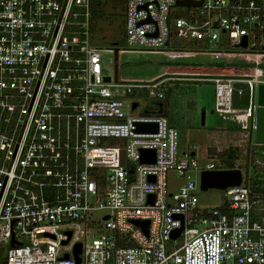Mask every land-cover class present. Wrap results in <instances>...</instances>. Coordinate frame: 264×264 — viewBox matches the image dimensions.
<instances>
[{"label": "built area", "instance_id": "2783aa9c", "mask_svg": "<svg viewBox=\"0 0 264 264\" xmlns=\"http://www.w3.org/2000/svg\"><path fill=\"white\" fill-rule=\"evenodd\" d=\"M177 1L125 0L121 48L99 45L91 0H0V264H264V194L242 178L222 205L199 206L200 172L227 167L206 153L198 165L194 145L179 157L177 128L159 109L176 79L211 81L217 113L235 110L237 82L256 97L264 0ZM218 40L228 48L209 50ZM115 49L245 56L252 71L123 79L103 65ZM169 170L185 177L174 189Z\"/></svg>", "mask_w": 264, "mask_h": 264}, {"label": "rangeland", "instance_id": "374dc122", "mask_svg": "<svg viewBox=\"0 0 264 264\" xmlns=\"http://www.w3.org/2000/svg\"><path fill=\"white\" fill-rule=\"evenodd\" d=\"M123 7L112 11L110 5H105L104 14L96 19L94 35L102 47H125ZM218 44H209V50L227 49L223 41ZM114 43V44H113ZM174 46L180 49H196V47H182L191 44L184 39L174 40ZM105 72L114 74V65L117 63V73L123 79H150L160 75L171 74L176 77H208L218 73H249L252 65L245 56L217 55V54H162L124 52L115 54L102 53ZM264 61V59H263ZM165 98L159 107L168 123L178 131L177 155L182 157V151H187L194 145L197 147L195 156L198 165H204L208 159L205 155L213 156L214 163L221 164L219 154L228 148L237 149L239 157L233 161V167L241 169L243 179L246 171V155H249L253 142V107L252 109L236 108L232 113L223 114L214 111V84L208 80L176 79L167 82ZM256 103V100H255ZM254 103V105H255ZM144 102L140 103L143 109ZM204 111L203 124L201 123ZM239 125L242 128L218 129L219 126ZM248 173L252 168L248 167ZM192 178L198 179V171H190ZM168 187L174 189L182 183L185 177H180L175 171L169 170L166 174ZM198 205L201 207L220 206L227 198L225 189L197 188ZM102 211L94 216L101 218ZM83 229L82 227H80ZM80 236L79 234H77Z\"/></svg>", "mask_w": 264, "mask_h": 264}, {"label": "trees", "instance_id": "16d2710c", "mask_svg": "<svg viewBox=\"0 0 264 264\" xmlns=\"http://www.w3.org/2000/svg\"><path fill=\"white\" fill-rule=\"evenodd\" d=\"M125 0H91L90 3V12H91V31L94 33L96 26L97 17L100 18L104 14L105 5H110L112 11H115L117 7L124 8ZM243 65H252L251 63H244ZM261 66L264 67V62L261 63ZM236 88H242V93H234L233 96V107L241 109H252L255 103V93L253 89L244 83H235ZM218 129H235L242 128V126L235 125H225L219 126ZM249 155H246V171L244 175V182L250 188V191L254 194H264V144H253L251 146ZM240 153L237 149L228 148L225 151L219 154L221 161L224 163V166L227 168L233 167V161L239 157ZM248 167H251L252 170L248 173Z\"/></svg>", "mask_w": 264, "mask_h": 264}, {"label": "water", "instance_id": "95a60500", "mask_svg": "<svg viewBox=\"0 0 264 264\" xmlns=\"http://www.w3.org/2000/svg\"><path fill=\"white\" fill-rule=\"evenodd\" d=\"M177 4H192L189 0L177 1ZM245 45V42L242 43ZM117 49H115V61L117 60ZM115 76L117 74V63L114 65ZM135 103L133 104V106ZM204 111H202L201 123L203 124ZM136 131L154 132L157 129L155 122H137L135 124ZM253 142L255 144H264V83H259L256 88V103L253 108ZM154 153L152 150H143V160H153ZM124 162L123 151H121V163ZM243 174L240 168H223V169H203L200 172L199 187L204 190L208 188L225 189L229 186H236L241 183ZM104 218H107L105 216ZM147 223L145 221L143 226ZM181 228L172 232V237L176 236ZM70 233H68V237ZM14 241L12 240V243ZM65 242V241H64ZM81 251V243L77 242L74 245V256L76 261L80 259L78 254Z\"/></svg>", "mask_w": 264, "mask_h": 264}]
</instances>
